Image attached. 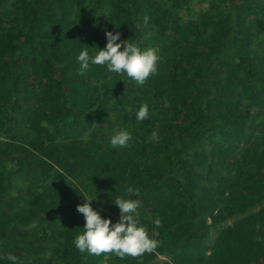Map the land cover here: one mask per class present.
Returning a JSON list of instances; mask_svg holds the SVG:
<instances>
[{
	"label": "trees",
	"instance_id": "1",
	"mask_svg": "<svg viewBox=\"0 0 264 264\" xmlns=\"http://www.w3.org/2000/svg\"><path fill=\"white\" fill-rule=\"evenodd\" d=\"M106 31L158 49L156 74L143 85L102 66L80 75L76 56L103 49ZM114 130L130 133L126 147H110ZM84 196L113 223L111 198L138 200L157 247L76 249ZM7 253L264 264V0H0V264Z\"/></svg>",
	"mask_w": 264,
	"mask_h": 264
},
{
	"label": "clouds",
	"instance_id": "2",
	"mask_svg": "<svg viewBox=\"0 0 264 264\" xmlns=\"http://www.w3.org/2000/svg\"><path fill=\"white\" fill-rule=\"evenodd\" d=\"M148 18H144V24ZM106 46L99 49L95 54H90L87 48L82 49L76 56L79 64L78 73L84 75L90 66H102L107 72L124 74L137 85H143L150 76L157 72L159 61L158 49L148 47L141 49L136 43L129 40H121L119 32L106 31ZM119 41V43L117 42ZM136 121H143L148 117L147 105H141L138 110L131 113ZM152 138L158 139L155 132ZM131 135L126 130H114L109 138V145L113 148H122L128 145ZM129 193L136 190L129 187ZM83 205H77V212L82 214L85 220L83 232L74 237L73 243L76 249L89 253H114L123 258L125 255L138 256L145 252L153 251L158 241L151 238L145 227L139 224V202L136 199H124L117 196L111 198V203L119 209V220L115 223L109 218H102L101 211L94 210L91 202L97 199H90L86 196ZM103 203V202H102ZM160 219L153 221L155 227L160 226ZM155 232L152 233V236ZM10 264H17V257L12 253L5 254Z\"/></svg>",
	"mask_w": 264,
	"mask_h": 264
},
{
	"label": "rangeland",
	"instance_id": "3",
	"mask_svg": "<svg viewBox=\"0 0 264 264\" xmlns=\"http://www.w3.org/2000/svg\"><path fill=\"white\" fill-rule=\"evenodd\" d=\"M233 220L231 219L227 224H231ZM209 236V235H208ZM218 239V231H212L210 233L209 239H208V244H214ZM161 261H164V258L160 257L159 258Z\"/></svg>",
	"mask_w": 264,
	"mask_h": 264
}]
</instances>
